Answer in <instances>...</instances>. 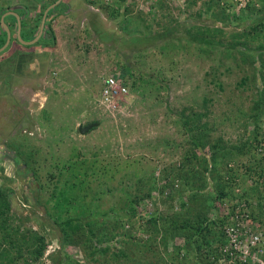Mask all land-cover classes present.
Instances as JSON below:
<instances>
[{"label":"rangeland","instance_id":"374dc122","mask_svg":"<svg viewBox=\"0 0 264 264\" xmlns=\"http://www.w3.org/2000/svg\"><path fill=\"white\" fill-rule=\"evenodd\" d=\"M94 1L93 10L99 13L87 9L84 19L53 21L55 36L51 41L46 39L50 41L42 50L46 55L30 56L37 58L34 69L29 70L31 79L22 77L17 82L15 76L21 77L24 70L10 75L14 81L8 83L10 94L0 95V159L8 176H12L14 165L12 158L2 155L6 153V145L38 146L33 149V158L42 169L37 182L41 191L37 193H41L43 200L56 184V180L48 179V173H59L53 163L59 155L63 160L72 152L83 159H95L97 165L107 164L116 171L105 184H99L102 178L99 182L94 178L92 182L94 189L107 192L98 201L100 207L114 210L123 207L119 205L125 199L119 191L121 186L125 184L134 193L138 189L133 185L136 178L144 179L151 172L160 178L165 168L178 163L179 155L165 146L184 140L181 123L190 113L206 114L200 122H209L215 137L221 136L230 147L244 144L256 126L257 134L262 136L264 48L257 47L264 46V0H250L240 7L225 0ZM0 27H3L1 20ZM191 27L192 34L196 27L199 32L209 34L216 48L188 41L184 32ZM164 29L172 30L173 37L155 38ZM2 37L7 39V34ZM22 40L25 41L23 37ZM230 44L236 49L226 50ZM161 48L164 51H159ZM9 49L10 46L0 53L1 59L4 57L0 71L10 69V63L5 61ZM249 49L255 54L251 65ZM217 54L220 57L215 62ZM121 71L126 74L128 94L114 104L102 103L98 91L103 88L104 76ZM243 78L247 82L241 86ZM3 88L0 85L1 93H5ZM44 110L50 114L47 119L43 117ZM95 123L97 126L87 133L78 132L79 126ZM53 154L56 158L51 162ZM245 154L226 162V168L238 175L244 173L241 165L252 158ZM189 170L185 168L182 176L190 177ZM170 181L179 185V179ZM22 182L16 187L11 212L21 215L24 225L19 229L20 222L12 219L10 229L17 230L18 242L25 229L44 237L46 252L33 264H51L50 256L58 251L61 257L68 256L69 264L198 263L192 255L173 249L183 245L182 238L168 234L165 238L160 232L150 237L127 226L133 240L137 239L136 244L129 243L127 261L111 259L108 254L91 256L92 250L82 244L83 236L79 237V243L62 249L61 232L43 229L35 218L43 215L42 206L32 208L22 201L25 196L33 203L36 194L27 187V179ZM164 183L159 180L157 185L161 187ZM153 201L155 206L159 204L155 196ZM154 205L141 202L138 208L152 212ZM31 208L38 215L33 216ZM174 211L184 212L178 205ZM170 213L163 211L166 215ZM112 214L123 218V212ZM163 237L169 244V254L164 249ZM8 249L11 255L14 248Z\"/></svg>","mask_w":264,"mask_h":264},{"label":"trees","instance_id":"16d2710c","mask_svg":"<svg viewBox=\"0 0 264 264\" xmlns=\"http://www.w3.org/2000/svg\"><path fill=\"white\" fill-rule=\"evenodd\" d=\"M261 19L262 17L259 20ZM192 29L193 27L186 28L184 32L188 41L203 44L207 48H216V43L208 36L209 34L199 32L198 27L192 34ZM207 29L210 30L209 27H206ZM173 35L172 30L164 29L155 38L170 39ZM45 39H40L31 46L44 44L46 48L50 41L43 43ZM259 48L264 46H258L257 49ZM225 49L235 50L236 46L230 44ZM159 51L164 50L161 48ZM40 55L45 56L46 53L42 52ZM34 56L37 57L35 52ZM247 56L249 64H253L255 61L253 50L249 49ZM219 57L217 54L215 62ZM242 61H245L244 56ZM21 63L22 61L19 70L22 72ZM122 77L124 79V76ZM246 82L247 79L243 78L240 85L243 86ZM49 115L47 110L43 111L45 119L49 118ZM202 116L206 114L190 113L184 117L181 126L186 137L181 142L166 144L165 147L172 148L174 153L179 155L178 163L165 168L160 178H156L155 172L147 174L144 179L138 175L135 184L133 183L138 188L134 193H131L130 187L125 188V184L121 186L119 191L125 199L119 205L123 207L114 210L100 207L98 201L107 192L97 191L92 186L94 178H97L98 182L102 178L103 182H99L101 185L115 175L116 171L114 168L111 169L110 165H97L95 159H83V156L73 152L64 160L60 155L57 159L54 154L51 155V162L55 159L54 167L59 173H48V179L56 180V184L43 200L41 193H37L41 191L37 182L42 169L34 161V148L27 143L25 146L19 144L13 148L6 145V153L2 155L12 158L11 162L16 168L12 167L10 172L12 176H8L0 159V264H33L40 261L46 252L45 239L37 232L24 228L25 232L20 233L21 240L18 242L17 230L10 229L12 219L20 222L19 229L24 225L22 216L11 210L15 203L14 196L17 195L16 187L25 179L29 181L27 187L31 192H36L35 202L30 203L25 196L22 201L32 208L42 206L41 218L35 216L37 213H34V209L31 208L30 212L40 220L39 226L43 229L46 227L61 232L62 249L65 245L79 243V237L83 236L85 240L82 244L92 250L91 256L108 254L111 259L127 261L129 243L133 245L137 242L136 238L133 240L129 229H137L148 233L150 237L160 232L165 238L167 234L172 238H182L183 245L173 249L176 252L182 250L198 261L189 264H221L219 248L230 242L226 228L236 225L237 220L234 217L243 202L252 211L248 222L249 232L252 231L261 242H264V162L252 154L257 149L259 127H255L252 136L244 144L230 147L221 136L215 137L213 126H210L209 122H200ZM262 136L264 138V132ZM245 153L252 158L247 160L246 165H242L244 173L238 175L237 172H230L232 170L227 169L225 163L233 162L238 157L246 155ZM187 167L191 169L190 177L182 176L183 170ZM174 178L179 179L178 186L170 181ZM159 180L165 181L161 187L157 185ZM154 196L159 203L157 206L154 205ZM141 202L153 204V211L147 209L140 211L138 205ZM177 205L180 211H184L183 214L174 211ZM162 210L171 213L166 215ZM108 211L109 215L113 212H123V218L113 214L109 216ZM164 237L162 238L164 249L169 254V244L165 242ZM113 242H117V245H112ZM8 247L14 248L11 255ZM59 253L60 251L57 255L50 256L51 264H69L68 256L64 254L61 257ZM92 258L95 260V257ZM178 261L180 262V258Z\"/></svg>","mask_w":264,"mask_h":264},{"label":"crops","instance_id":"0c3cea01","mask_svg":"<svg viewBox=\"0 0 264 264\" xmlns=\"http://www.w3.org/2000/svg\"><path fill=\"white\" fill-rule=\"evenodd\" d=\"M94 2H95L94 0H0V20L1 22H3V25L5 27H8V29H10L11 31L10 42H9L10 49L7 51L8 53L6 52L7 56L5 59L6 63H10V69L7 70L5 68L0 71L1 72L0 85L2 86V88L4 87L3 91H5V93L0 92V95H6L7 92L10 94V91H8V86L10 85L8 83L14 82L13 78H11L10 75L12 74L15 75L16 72H19L21 74V71L19 70V68H17L18 63L20 65L21 61H22L21 70L22 71L24 70L22 72L23 76L22 75L21 77L15 76V78H17V82H20V79H22V77L23 78L26 77L27 80H30L32 76L29 74V70H31L32 72V69H34L35 64H36L35 60H37V58L33 59L29 55H34V52L36 54H39L45 50L44 44L40 46H34V47L31 46L28 48H24L23 47L25 46L24 44H22L23 46H21V44L16 39L17 38L16 32H15V26H16V21H17L16 17L19 20L21 19L22 24L26 21L27 17H30V19H32L33 21H37L42 13V11H40V7L41 9L47 7L43 16H45L44 20L48 21L47 28L50 26L51 32L54 37L55 33L53 30V25H52L53 21L55 22L56 21L62 22L66 20L77 21L80 19V17L84 19L86 17L87 9L90 11H93V12L95 11L99 13V11L95 9L93 10L94 7L92 6ZM23 8H25V10ZM9 14L14 15V17L8 16ZM49 22L51 23L49 24ZM4 26L0 27V47H2L3 44H5L6 42V38H4L5 36L2 37L1 39L2 34L3 33L5 34L6 32ZM89 28L91 29L90 25H89ZM47 31L49 32V28ZM34 32L36 34L38 30L36 32L33 28V33H31V30L25 31L23 29L21 30L20 35H22L21 37H23L24 40L29 41L35 36ZM45 42H46V39L43 43ZM1 55L3 56V54ZM3 58L1 59L0 57V62L2 63H4ZM4 76H5V79H4Z\"/></svg>","mask_w":264,"mask_h":264},{"label":"built area","instance_id":"2783aa9c","mask_svg":"<svg viewBox=\"0 0 264 264\" xmlns=\"http://www.w3.org/2000/svg\"><path fill=\"white\" fill-rule=\"evenodd\" d=\"M228 1L236 3L240 7L242 3H248L250 0H225L227 3ZM118 79L113 74L105 80L100 95L102 103L114 104L120 97L123 98L128 94L126 86ZM256 152L260 156H264V138L262 136L258 137ZM251 212L245 203H241L234 217L237 220L236 225L226 228V235L230 242L219 248L221 264H264V243L248 229Z\"/></svg>","mask_w":264,"mask_h":264},{"label":"water","instance_id":"95a60500","mask_svg":"<svg viewBox=\"0 0 264 264\" xmlns=\"http://www.w3.org/2000/svg\"><path fill=\"white\" fill-rule=\"evenodd\" d=\"M24 10H25V8H23ZM48 10H50V9H48ZM8 16H13L14 17V15H12V14H9ZM44 17L45 16H43V20H44ZM16 28H15V32H16V37H17V39L19 40V41H21L22 42V44H24V45H26V46H31V45H33V44H35L42 36V33H43V24H44V22H42V24H41V26H40V30H38V33L36 34V36L34 37V38H32L31 40H29V41H23L22 39H21V36H20V33H21V30H25V31H27V30H31V33H33V28H35V25H34V23H33V20L32 19H30V17H27L26 18V21L22 24V22H21V19L19 20V19H17V17H16ZM2 24H3V22H2ZM4 26V25H3ZM5 27V26H4ZM5 30H6V34H7V39H6V42H5V44L0 48V53L1 52H3L7 47H8V45H9V42H10V36H11V32L9 31V29L7 28V27H5ZM35 33V32H34ZM97 126V124L95 123V124H90V125H87V126H85V127H82V126H79V128H78V132L80 133V134H85V133H87L89 130H91V129H93V128H95Z\"/></svg>","mask_w":264,"mask_h":264},{"label":"clouds","instance_id":"9594fccd","mask_svg":"<svg viewBox=\"0 0 264 264\" xmlns=\"http://www.w3.org/2000/svg\"><path fill=\"white\" fill-rule=\"evenodd\" d=\"M51 22H49V24H50ZM8 28V27H7ZM15 28H16V26H15ZM9 31H10V29H9ZM11 32V31H10ZM49 32H51V31H49ZM49 32L48 31H46L45 29H43V33H42V37L40 38V39H45V38H47V39H52L53 38V34L51 35V37L50 38H48V36H47V34H49ZM52 33V32H51ZM6 34V33H5ZM20 36H22V35H20ZM34 38V37H33ZM17 39V38H16ZM21 39H22V37H21ZM18 40V39H17ZM27 41V40H26ZM39 41V40H38ZM37 41V42H38ZM19 42V41H18ZM36 42V43H37ZM35 43V44H36ZM21 44V43H20ZM22 45V44H21ZM9 46V45H8ZM26 46V45H25ZM1 48V47H0ZM2 53V52H1ZM256 66V65H255ZM116 75L119 79V82H121L122 84H124L125 86H126V88H127V90H128V85H127V83H126V79H125V77H124V79H123V77L122 76H124V75H126L125 73H124V71H121V72H110L109 73V75H106V76H104V81L102 82V85L104 86V82H105V80L108 78V77H110V76H112V75ZM102 90V89H101ZM99 93H98V98L101 100V92H100V90L98 91ZM92 130V129H91ZM263 137V136H262ZM30 145V144H29ZM31 147H33V148H37L38 146H35V145H30ZM258 160H260V159H262L261 160V162L263 161L264 162V156L262 157V156H260L257 152H256V150H254L253 151V153H252ZM247 164V163H246ZM245 164V165H246ZM209 167H210V163H209ZM241 167H242V165H241ZM248 184H250V183H248ZM237 191H238V189H236ZM244 203V202H243ZM264 243V242H263Z\"/></svg>","mask_w":264,"mask_h":264},{"label":"flooded vegetation","instance_id":"af4514ba","mask_svg":"<svg viewBox=\"0 0 264 264\" xmlns=\"http://www.w3.org/2000/svg\"><path fill=\"white\" fill-rule=\"evenodd\" d=\"M46 8H47V7L41 9V7H40V11H42V13H41V15H40V17L38 18L37 21H33V23H34V25H35L34 30H35L36 32H37V30H40L39 28H40L42 22H44V24H43V29H45V30L47 29V30H48V28H49V31H51L50 26L47 28L48 21H45V20L42 19L43 14H44V12L46 11ZM47 30H46V31H47ZM37 33H38V32H37ZM37 33H36V34H37ZM34 34H35V33H34ZM36 34H35V36H36ZM51 35H52V33L49 32V34H47L48 38H50ZM35 36H34V37H35ZM3 45H4V44H3Z\"/></svg>","mask_w":264,"mask_h":264}]
</instances>
